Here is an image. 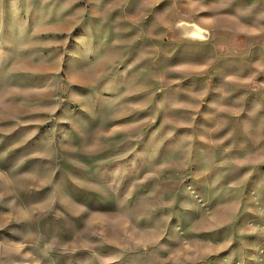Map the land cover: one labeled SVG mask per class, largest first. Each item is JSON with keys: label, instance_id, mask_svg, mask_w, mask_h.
<instances>
[{"label": "rangeland", "instance_id": "1", "mask_svg": "<svg viewBox=\"0 0 264 264\" xmlns=\"http://www.w3.org/2000/svg\"><path fill=\"white\" fill-rule=\"evenodd\" d=\"M0 264H264V0H0Z\"/></svg>", "mask_w": 264, "mask_h": 264}]
</instances>
